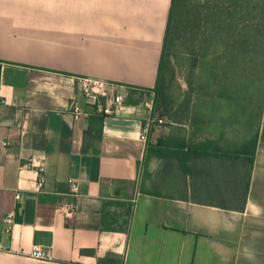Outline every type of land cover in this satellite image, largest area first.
<instances>
[{"label":"crops","instance_id":"crops-1","mask_svg":"<svg viewBox=\"0 0 264 264\" xmlns=\"http://www.w3.org/2000/svg\"><path fill=\"white\" fill-rule=\"evenodd\" d=\"M172 4L0 0V264H264V106L155 109ZM79 77L123 106L76 119Z\"/></svg>","mask_w":264,"mask_h":264},{"label":"rangeland","instance_id":"rangeland-1","mask_svg":"<svg viewBox=\"0 0 264 264\" xmlns=\"http://www.w3.org/2000/svg\"><path fill=\"white\" fill-rule=\"evenodd\" d=\"M239 2L184 0L163 67V90L175 120L183 121L191 108L196 113L203 107L224 110L229 123L227 115L242 109L255 114L259 128L264 106V0H249L244 14Z\"/></svg>","mask_w":264,"mask_h":264},{"label":"built area","instance_id":"built-area-1","mask_svg":"<svg viewBox=\"0 0 264 264\" xmlns=\"http://www.w3.org/2000/svg\"><path fill=\"white\" fill-rule=\"evenodd\" d=\"M78 89L82 99L85 101L86 109L83 108L80 101L74 99L71 103V108L76 119L84 116H89L90 113L100 115L102 117H109L117 113L118 109L123 106L124 97L118 93L119 86L97 78L79 77L77 79ZM153 123L164 124L163 118L158 117ZM148 128L143 130V137L148 133ZM45 166H40L37 177V189L43 190L45 185ZM70 192L74 196L79 194V183L75 179H70ZM18 202L22 200L20 194L16 195ZM10 217L6 219L9 222ZM32 257L37 260H50L51 252L41 247H36L32 252Z\"/></svg>","mask_w":264,"mask_h":264},{"label":"trees","instance_id":"trees-1","mask_svg":"<svg viewBox=\"0 0 264 264\" xmlns=\"http://www.w3.org/2000/svg\"><path fill=\"white\" fill-rule=\"evenodd\" d=\"M248 2L249 0H240L239 2L240 5L238 6L240 13L244 14L243 12L245 9V4ZM183 10H184V0H173L171 12H170L169 25H168V29H167V33L165 37V45H164V51L162 54L160 75H159L158 86H157V91H156L155 109L160 111V113H162L163 115H167V116H171L170 114L171 109H170L169 99L167 98V95L165 94L163 90L164 60L167 57V48L170 47L171 40L173 39V36H174L175 20L178 18L179 14L183 12ZM177 27H179V24L177 25ZM243 28L245 29V27ZM258 140H259V137H257V141Z\"/></svg>","mask_w":264,"mask_h":264}]
</instances>
